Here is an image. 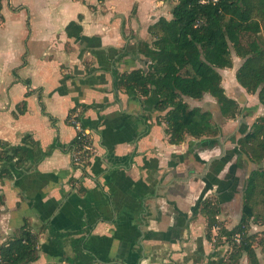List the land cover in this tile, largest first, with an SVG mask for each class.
<instances>
[{
	"label": "crops",
	"instance_id": "0c3cea01",
	"mask_svg": "<svg viewBox=\"0 0 264 264\" xmlns=\"http://www.w3.org/2000/svg\"><path fill=\"white\" fill-rule=\"evenodd\" d=\"M136 4V9H135ZM5 0L0 11V143L30 151L31 160L0 162V247L23 232L36 260L26 264H219L233 244L223 234L241 219L245 179L252 168L237 139L264 116L257 94L235 73L225 94L240 114L217 126L215 138L172 145L154 96L138 98L113 87V72L146 69L136 52L147 28L170 19L158 0ZM25 10V15H22ZM81 26L78 38L65 32ZM224 89V88H223ZM187 100L206 109L213 102ZM204 108V109H203ZM76 111L93 152L85 170L72 164ZM256 168V166H254ZM217 201L219 226L207 230L199 214ZM250 220L248 234L264 225ZM258 263L260 245L254 243ZM239 264H249L243 256Z\"/></svg>",
	"mask_w": 264,
	"mask_h": 264
},
{
	"label": "trees",
	"instance_id": "16d2710c",
	"mask_svg": "<svg viewBox=\"0 0 264 264\" xmlns=\"http://www.w3.org/2000/svg\"><path fill=\"white\" fill-rule=\"evenodd\" d=\"M158 1L172 5L170 19L160 17L147 28L149 39L137 42L136 52L147 61L146 69L113 72L115 90L143 99L152 94L157 101L154 110L161 114L164 132L172 145L187 138L202 140L218 135L212 114L191 107L187 100L200 101L208 95L224 120L232 121L240 114L238 102L225 94L221 84L220 71L232 67V54L243 60L235 73L237 84L247 94H257L258 102L264 106V0H205L204 4L202 0ZM81 30L79 24L71 22L65 32L76 39ZM237 146L252 167L245 179L241 219L231 232L225 233L216 221L218 203L211 198L201 201L199 214L205 217L207 230L219 226L226 240L235 233L241 235V242L220 256L219 264H239L243 256L249 264H259L253 245H260L264 253V231L256 241V236L248 234V223L253 220L264 225V116L237 139ZM29 157L27 148L0 143V162L17 159V164H23L31 160ZM35 260V242L29 233L23 232L0 247V264Z\"/></svg>",
	"mask_w": 264,
	"mask_h": 264
},
{
	"label": "built area",
	"instance_id": "2783aa9c",
	"mask_svg": "<svg viewBox=\"0 0 264 264\" xmlns=\"http://www.w3.org/2000/svg\"><path fill=\"white\" fill-rule=\"evenodd\" d=\"M212 1L215 2L216 0ZM201 3L204 4L205 0H202ZM68 123L75 132L74 143L71 151L72 164L78 170H85L87 168V161L93 152V145L88 132L82 127L79 115L76 111L69 115ZM229 239L233 245H238L241 242V235L239 233H235L233 236L229 237ZM223 240L226 239L223 238Z\"/></svg>",
	"mask_w": 264,
	"mask_h": 264
},
{
	"label": "rangeland",
	"instance_id": "374dc122",
	"mask_svg": "<svg viewBox=\"0 0 264 264\" xmlns=\"http://www.w3.org/2000/svg\"><path fill=\"white\" fill-rule=\"evenodd\" d=\"M20 2H21V0H5L4 15L6 18L8 16V11H11V9L10 10L8 9V4L16 6ZM135 9H136V4H135ZM21 13H22V15H25V10H22ZM225 71L226 70L220 71V75L222 78L221 84H222V87L224 88V90L228 91L229 88H231V85L233 83V74L232 73L229 74ZM213 102H215V101H213ZM205 107H206V109H204V108L203 109L209 111L212 114L213 123H215L218 126L221 123V116L219 114L217 105L215 103H213V104L212 103H206ZM224 121H226V120H224ZM261 257H262V262L264 264V256H261Z\"/></svg>",
	"mask_w": 264,
	"mask_h": 264
}]
</instances>
